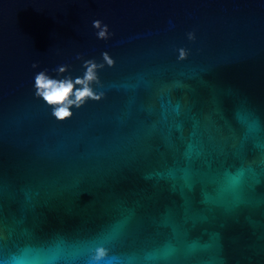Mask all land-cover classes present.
I'll return each mask as SVG.
<instances>
[{"label":"water","instance_id":"water-1","mask_svg":"<svg viewBox=\"0 0 264 264\" xmlns=\"http://www.w3.org/2000/svg\"><path fill=\"white\" fill-rule=\"evenodd\" d=\"M0 264H264V0H0Z\"/></svg>","mask_w":264,"mask_h":264},{"label":"clouds","instance_id":"clouds-1","mask_svg":"<svg viewBox=\"0 0 264 264\" xmlns=\"http://www.w3.org/2000/svg\"><path fill=\"white\" fill-rule=\"evenodd\" d=\"M93 27L101 28L100 21H93ZM107 26L105 25L98 32V37L103 39L106 37ZM189 38L192 36L189 34ZM184 52L181 51V57L183 58ZM105 61L110 65L112 61L105 54ZM90 66L88 67L85 76L83 79H76L75 84L83 85L82 88L77 89L73 93L74 84L71 81H57L49 78L40 72L35 76V88L37 95L41 96L46 103L50 105H56L57 107L54 110V115L57 119H65L71 115L69 107L73 104L79 106L84 102L85 98L98 99L99 97L94 96L91 89L87 86L88 82L95 79L94 69L95 64L89 62ZM35 67V65H33ZM62 70V69H61ZM74 95V99H69L70 96Z\"/></svg>","mask_w":264,"mask_h":264}]
</instances>
